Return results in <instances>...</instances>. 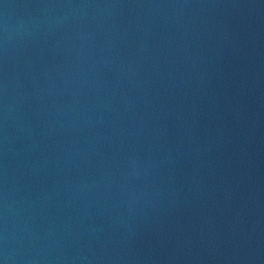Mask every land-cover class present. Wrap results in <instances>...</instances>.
Returning a JSON list of instances; mask_svg holds the SVG:
<instances>
[{
  "label": "water",
  "instance_id": "1",
  "mask_svg": "<svg viewBox=\"0 0 264 264\" xmlns=\"http://www.w3.org/2000/svg\"><path fill=\"white\" fill-rule=\"evenodd\" d=\"M0 264H264V0H0Z\"/></svg>",
  "mask_w": 264,
  "mask_h": 264
}]
</instances>
